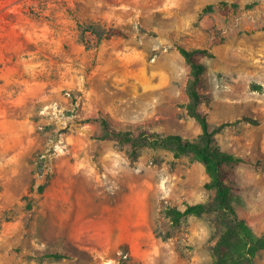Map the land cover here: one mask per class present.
I'll list each match as a JSON object with an SVG mask.
<instances>
[{"label":"rangeland","instance_id":"rangeland-1","mask_svg":"<svg viewBox=\"0 0 264 264\" xmlns=\"http://www.w3.org/2000/svg\"><path fill=\"white\" fill-rule=\"evenodd\" d=\"M88 26L122 35L93 47ZM179 47L211 55L201 108L264 233V0H0V264L213 262L211 217L165 215L212 200L202 165L94 138L102 118L198 139Z\"/></svg>","mask_w":264,"mask_h":264},{"label":"trees","instance_id":"trees-1","mask_svg":"<svg viewBox=\"0 0 264 264\" xmlns=\"http://www.w3.org/2000/svg\"><path fill=\"white\" fill-rule=\"evenodd\" d=\"M222 7L223 11L227 12V4H222ZM230 7L237 9L234 4ZM87 32L95 38L93 47H97L102 41L122 35L118 30L99 32L93 26L85 28L84 33ZM85 43V46H89V43ZM178 53L190 69L186 85L188 97L186 112L200 128L198 139L191 141L176 135L162 136L146 128L120 131L112 128L102 118L95 120L100 131L94 138L126 147L131 154L142 148L164 149L171 152L175 158L186 157L190 161L199 162L208 177L205 189L214 192L212 200L207 203L186 204L182 210L178 207H167L165 215L173 226H178L186 217L212 218L216 240L212 248L211 264H254L255 257L264 250V233L261 236L255 235L247 223L238 217L234 207L237 199L235 192L238 188L236 173L244 162L216 146L215 135L223 125L212 128L201 108L204 73L201 60L211 55L206 50L187 51L180 47ZM244 121L255 124L249 119ZM51 257L61 256L53 254Z\"/></svg>","mask_w":264,"mask_h":264}]
</instances>
